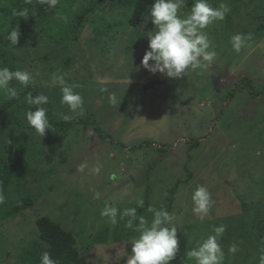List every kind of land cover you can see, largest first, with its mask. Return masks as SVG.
I'll return each instance as SVG.
<instances>
[{
    "label": "rangeland",
    "instance_id": "1",
    "mask_svg": "<svg viewBox=\"0 0 264 264\" xmlns=\"http://www.w3.org/2000/svg\"><path fill=\"white\" fill-rule=\"evenodd\" d=\"M129 1L60 0L53 19L36 24L39 35L30 45L32 52L28 44L16 49V56L25 59L18 69L32 71L35 80L27 94L48 97L44 106L52 129L43 137L21 118L12 134H5L9 138L0 136V161L7 156L10 138L20 150L10 155L15 165L0 214L32 199L36 213L76 237L87 264H126L138 234L125 227L127 218L118 216L112 224L101 212L106 206L135 207L138 216L151 221L147 209L163 206L175 215L184 242L173 262L195 264L187 257L188 246L194 242L197 247L215 235L213 227L223 224L225 232L218 238L223 264H260L264 0H209L213 7L224 3L230 8L224 20L204 30L217 55L182 79L153 75L143 67L154 25L147 13L140 25L145 31L125 30ZM186 2L182 13L190 12L194 0ZM238 33L251 39L236 53L230 38ZM58 74L64 84L55 82ZM64 86L83 97L81 109L73 112L61 103ZM10 87L19 91L23 86L14 80ZM111 94L116 103L110 102ZM10 99L0 92V106ZM22 106L15 102L7 113L15 114ZM62 157L64 164L59 162ZM83 164L87 167L80 171ZM200 185L212 197L203 219L192 211V193ZM138 198L144 207H137ZM34 215L27 210L16 217L0 216V264H35L43 253L33 251L40 243ZM233 244L238 246L235 253L229 252ZM40 245V250L47 247Z\"/></svg>",
    "mask_w": 264,
    "mask_h": 264
},
{
    "label": "clouds",
    "instance_id": "2",
    "mask_svg": "<svg viewBox=\"0 0 264 264\" xmlns=\"http://www.w3.org/2000/svg\"><path fill=\"white\" fill-rule=\"evenodd\" d=\"M50 9H54L59 0H44ZM187 7L186 0H154L151 5L148 17L154 25V29L148 33L149 49L145 52L142 65L153 75L159 73L169 79H182L188 70H195L205 63L214 61L216 52L204 31L215 21H222L230 12L227 4L221 3L219 7H213L209 0H194L190 12L182 13L180 10ZM20 31L13 29L6 39L11 44L17 45ZM251 35L245 36L238 33L230 38L233 51L239 53L249 46ZM151 62V63H150ZM19 82L24 88L35 84L33 72L25 70H10L8 67H0V90H4L9 98H16L18 92L16 88L10 87V82ZM55 82L64 84L62 75L55 76ZM106 91V89H105ZM112 103H116L115 94L109 96ZM27 104L38 106L35 110H27L24 118L27 123L41 136H45L46 130L52 129L47 116V109L42 105L48 103V97L40 94L33 97L31 92L26 97ZM61 103L66 104L73 112L83 106V97L74 92L71 86L62 87ZM69 119L68 116L64 117ZM87 165L80 166L83 171ZM99 166L94 169L99 172ZM95 197L100 198V193ZM192 211L201 219L207 215L212 203L211 193L208 189L200 185L192 193ZM3 196L0 195V202ZM137 207H144V200L138 198ZM152 214L151 221L143 215H137V208L118 209L115 206H106L101 212L102 217H106L112 224L120 220H126L125 227L132 229L138 235L132 240L131 255L125 261L126 264H170L175 259L179 250L177 237V227L174 223V214L166 208L149 207L147 209ZM215 235L208 236L197 247L187 252V257L193 258L195 264H223L224 251L218 238L225 232V225L213 227ZM238 246L233 244L229 252L235 253ZM40 264H59L52 255L44 251L40 257ZM260 264H264V256L260 258Z\"/></svg>",
    "mask_w": 264,
    "mask_h": 264
},
{
    "label": "trees",
    "instance_id": "3",
    "mask_svg": "<svg viewBox=\"0 0 264 264\" xmlns=\"http://www.w3.org/2000/svg\"><path fill=\"white\" fill-rule=\"evenodd\" d=\"M92 2L97 4L99 0H92ZM129 2L132 3V9L129 20L124 24V28L125 30L131 29L129 31L142 33V31L145 30H142L140 25L143 22V17L148 13L149 6L154 3V0H130ZM128 6L131 8L130 4H128ZM59 8L60 5L58 3L54 9H50L44 0H0V56L3 55L2 59H0V67L6 66L13 71L19 70L17 66L20 64L23 65V63H25V59L22 58V60L19 58L21 56H16L20 52L16 51V49L20 47L22 48L27 44L29 45V48L31 44L35 45V42L33 41L36 40L39 35L38 30L35 28L36 24L42 23L43 25H47L49 20L53 19V16L56 14V10ZM89 16L90 15L87 17ZM18 28L20 31L19 42L17 45H14L11 44L6 37L13 29ZM43 31H41V33ZM11 48H15V50ZM30 49L31 50L29 51L31 53L32 48ZM23 51H26L27 53V50ZM31 69L33 70V68ZM0 92H4L6 94L4 90H0ZM17 92L18 96L16 98H11L8 102L4 103L3 106H0L1 138H9L5 136V134H12V126L19 123L21 118L22 120H26L23 118L24 113L29 109L35 110V108L38 107L29 105L24 101V98L27 95L26 88L22 87ZM18 101L23 102L24 106L16 111L14 110V112H16L15 114L7 113V108H11L10 106H12L15 102L18 103ZM42 106L45 107L44 105ZM95 130L98 131L96 128ZM14 141L15 139L10 138V142L12 143L4 150L7 156L3 157L0 161V194L4 195V197H6L5 194L10 186L11 177L13 176L12 170L15 165L13 158L12 156L10 157V155L15 153V151H20L16 149V147H13ZM21 150L24 151L25 149ZM59 162L60 164H64L65 157H62ZM35 209L36 207L34 201L32 199H25L22 201V204L11 208L9 212H4L5 216L2 215L3 213L0 214V216L3 218L11 216L16 217L17 215L26 213L27 210H30L31 212L34 211L35 215L32 218L34 219V225L37 228V235L40 243L36 248H33V251H47L52 255L53 259L59 262V264H87L80 256L76 237L48 216L41 215V212L40 214L36 213ZM179 235L180 234L177 233L179 245L181 243L184 244V242L180 241ZM41 243L46 244V249H39ZM194 245V242L189 245L190 247L188 246V251L191 250ZM40 257L41 255L34 259L35 264H40ZM171 264L182 263L172 261Z\"/></svg>",
    "mask_w": 264,
    "mask_h": 264
},
{
    "label": "water",
    "instance_id": "4",
    "mask_svg": "<svg viewBox=\"0 0 264 264\" xmlns=\"http://www.w3.org/2000/svg\"><path fill=\"white\" fill-rule=\"evenodd\" d=\"M153 85H154V84H150V85H148L147 87H145V90H146V91L149 90L150 88L153 87Z\"/></svg>",
    "mask_w": 264,
    "mask_h": 264
}]
</instances>
